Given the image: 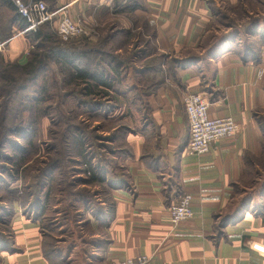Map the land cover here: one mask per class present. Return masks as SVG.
I'll return each mask as SVG.
<instances>
[{
  "label": "crops",
  "instance_id": "crops-1",
  "mask_svg": "<svg viewBox=\"0 0 264 264\" xmlns=\"http://www.w3.org/2000/svg\"><path fill=\"white\" fill-rule=\"evenodd\" d=\"M53 1L56 10L80 15L91 4ZM140 5L133 15L150 28L147 38L168 73L147 96L140 129L126 138L125 174L109 185V205L102 201L94 220L84 223L90 249L58 250L41 214H14L10 250L0 254V264H121L141 255L149 264H264L253 249L264 246V74L258 73L264 42L256 58L236 51L243 35H264V0ZM118 21L115 35L133 30L124 15ZM10 32L4 53L24 65L29 42L15 27ZM185 89L204 97L210 118H232L238 134L216 141L205 155H189ZM183 195L191 197L192 217L173 226L168 211Z\"/></svg>",
  "mask_w": 264,
  "mask_h": 264
},
{
  "label": "rangeland",
  "instance_id": "rangeland-1",
  "mask_svg": "<svg viewBox=\"0 0 264 264\" xmlns=\"http://www.w3.org/2000/svg\"><path fill=\"white\" fill-rule=\"evenodd\" d=\"M43 1L51 12L58 11L55 3ZM139 3L91 0L84 10L88 18L79 10L72 14L66 9L71 17H82L89 35L65 41L53 23L41 28L46 38L39 44L33 38L28 41L26 60L38 55L42 60L34 79L21 75L13 64L23 65L9 60L1 50L0 254L10 250L14 214L18 219L22 215L33 218L38 205L43 207L42 224L51 231L55 248L77 253L90 249L85 239L91 229L84 223L94 220L102 201L109 205V185L125 174L124 160L130 153L126 138L140 129L147 116V96L168 73L160 67L162 55L147 38L150 28L133 15ZM119 15L132 25L130 33H112L119 29ZM8 17L11 13L0 8V39L5 44L10 38L4 37ZM240 40L239 55L246 50L256 58L264 35H243ZM59 51L92 75L103 72L104 79L114 83L113 89L98 88L87 95L88 88L74 79L75 68L64 63ZM116 66L115 78L112 69ZM4 70L16 75L17 82L9 86L3 80Z\"/></svg>",
  "mask_w": 264,
  "mask_h": 264
},
{
  "label": "built area",
  "instance_id": "built-area-1",
  "mask_svg": "<svg viewBox=\"0 0 264 264\" xmlns=\"http://www.w3.org/2000/svg\"><path fill=\"white\" fill-rule=\"evenodd\" d=\"M18 15L27 23L24 33H35L38 27L53 23L56 34L63 40L74 37H87L81 16L71 17L66 9L51 12L43 0H10ZM59 15L58 19H54ZM57 20V21H56ZM56 21V22H55ZM0 41V52L4 48ZM259 76L264 74V62L259 69ZM180 99L189 125V142L187 153L202 156L209 152L210 146L221 139H232L239 132V126L230 117L212 119L208 115L209 104L201 94L188 90L180 92ZM191 197L183 195L178 202L169 208V223L173 226L192 217ZM254 251L264 259V246L254 245ZM121 264H149L147 256L127 258Z\"/></svg>",
  "mask_w": 264,
  "mask_h": 264
},
{
  "label": "trees",
  "instance_id": "trees-1",
  "mask_svg": "<svg viewBox=\"0 0 264 264\" xmlns=\"http://www.w3.org/2000/svg\"><path fill=\"white\" fill-rule=\"evenodd\" d=\"M49 1V3H54L53 0H47ZM4 8L6 9L8 12L11 13V17H8L7 19V27H6V31H7V35L4 36L5 38H9L11 37V28L15 27L17 30L23 32L25 31L26 27H27V23L25 22V20L23 18H21L20 15L17 14L15 7L13 6L12 2L10 0H0V8ZM141 8V5L139 3L138 7L133 8V13L137 10ZM47 26V24L42 25L40 27H38L37 31L35 33H24V37L27 39V41L30 40V38H33L34 42H36L37 44H39L40 41L44 40L46 38L45 35H43L40 31L41 28ZM130 33V32H128ZM127 33V34H128ZM118 35V34H117ZM115 36V35H114ZM1 42H3V39H0ZM58 55L63 57L66 61H64L65 64H72L71 61L68 60L67 56L64 54V52H58ZM81 58L83 57V53L80 54ZM41 56H34L31 60H27V63L24 64L23 66H20L18 64H13L14 67L16 69H18L20 71L21 75H25L28 77H31L32 79L36 78L39 75L40 70L42 69V60ZM75 59V58H74ZM74 64V65H73ZM73 64L72 66L75 68L73 75L75 76L74 79L79 80L81 83H84L86 85L87 89V95H91L94 93L93 90H104L105 92H109L110 90L113 89V82L109 81L110 79H104L105 74L103 72H98L94 75H92L91 72L88 71V69H86V67H84L83 65H80L79 62H77L75 60H73ZM82 64V63H81ZM12 65V66H13ZM160 66V65H159ZM161 67V66H160ZM113 73L115 74V78L118 75V67H114L112 69ZM9 71H2V76H3V80L8 82L9 86L16 83L17 80L15 78V76L13 77L11 74L8 73ZM163 81V80H162ZM161 81V82H162ZM93 82V83H92ZM160 85V84H159ZM157 85L156 88L159 86ZM98 93H102L104 94L102 91L98 92ZM91 180H94L93 178H91ZM43 211V207H41L40 205H38V207L36 208V215L35 217L38 215H40ZM10 217V216H9ZM1 218V217H0ZM11 243V242H10ZM4 251V250H3Z\"/></svg>",
  "mask_w": 264,
  "mask_h": 264
}]
</instances>
